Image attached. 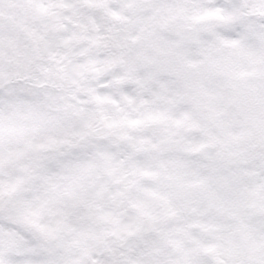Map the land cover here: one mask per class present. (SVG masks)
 I'll return each instance as SVG.
<instances>
[{
  "label": "snow or ice",
  "instance_id": "snow-or-ice-1",
  "mask_svg": "<svg viewBox=\"0 0 264 264\" xmlns=\"http://www.w3.org/2000/svg\"><path fill=\"white\" fill-rule=\"evenodd\" d=\"M0 264H264V0H0Z\"/></svg>",
  "mask_w": 264,
  "mask_h": 264
}]
</instances>
